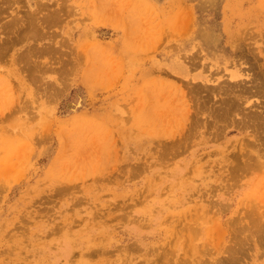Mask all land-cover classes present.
<instances>
[{
	"label": "rangeland",
	"instance_id": "obj_1",
	"mask_svg": "<svg viewBox=\"0 0 264 264\" xmlns=\"http://www.w3.org/2000/svg\"><path fill=\"white\" fill-rule=\"evenodd\" d=\"M261 74L264 0H0V264H264Z\"/></svg>",
	"mask_w": 264,
	"mask_h": 264
},
{
	"label": "bare ground",
	"instance_id": "obj_2",
	"mask_svg": "<svg viewBox=\"0 0 264 264\" xmlns=\"http://www.w3.org/2000/svg\"><path fill=\"white\" fill-rule=\"evenodd\" d=\"M204 2V1H203ZM202 2V3H203ZM40 3H41V1H40ZM205 3V2H204ZM39 4V3H38ZM42 4V3H41ZM40 4V5H41ZM56 4V3H55ZM134 4V3H133ZM197 4H200V2L198 1V3ZM208 4V3H207ZM43 5V4H42ZM49 5V4H48ZM53 5V4H52ZM38 6V5H37ZM44 6V5H43ZM46 6V5H45ZM134 6V5H133ZM206 5L205 4H203V7H205ZM214 6V5H213ZM48 7V6H47ZM199 7H200V5H199ZM50 8V7H49ZM139 8V7H138ZM203 9V8H202ZM51 10V9H50ZM56 10V9H55ZM46 11V10H45ZM46 12H50V11H46ZM52 12H53V10H52ZM57 12V11H56ZM39 14V13H38ZM56 14V13H55ZM30 15V14H29ZM46 16V15H45ZM40 17V16H39ZM57 17V16H56ZM36 20V19H35ZM41 20V19H40ZM43 21H44V19H43ZM46 21V20H45ZM59 21H57V23H58ZM46 24V23H45ZM28 25V24H27ZM55 25V24H54ZM58 25V24H57ZM25 27V26H24ZM28 26H26V28H27ZM41 27H42V25H41ZM20 30H22V29H20ZM27 30V29H26ZM33 30V29H32ZM37 30H38V28H37ZM28 31H30L29 29H28ZM31 32H35V31H31ZM26 33V32H25ZM29 33V32H28ZM40 34V33H39ZM229 37H230V41H232L233 43L234 42H236V41H234V40H236V36L235 35H233V33H229ZM34 37V36H33ZM200 37H201V35H200ZM201 42L204 44V48H205V50L207 51V56H208V58H211V60L214 62V64H216L217 66H221V64H225L226 66H227V64H229L230 63V61L231 60H229V59H227L226 61H224V62H221V48L220 49H218V46H217V44L216 43H214V41H213V39L211 38V37H209V36H206V37H201ZM231 44V43H230ZM230 44L228 43V44H226L227 45V47H229V48H231V46H230ZM240 47V46H239ZM241 48V47H240ZM203 49V48H202ZM220 50V51H219ZM238 50H239V48H238ZM32 51V50H31ZM203 51H204V49H203ZM226 53V52H225ZM224 53V54H225ZM233 50H232V48H231V57L233 58ZM238 55V54H237ZM231 58V59H232ZM236 58V57H235ZM178 62V61H177ZM176 64H179V66H178V68L176 69V68H174L175 69V72L176 73H178V74H181V75H184L185 77H187V76H189V74H188V71H187V69L183 66V64H182V62H178V63H176ZM232 67V66H231ZM238 67V66H237ZM252 67V66H251ZM250 68V67H249ZM238 70V69H237ZM247 70H250V69H247ZM246 71V70H245ZM255 71V70H254ZM240 72H241V69H240ZM236 73H237V71H236ZM239 73V72H238ZM257 73V72H256ZM213 74V73H212ZM260 74V73H259ZM237 75V74H236ZM262 75V74H261ZM264 75V74H263ZM263 75H262V77H263ZM211 76V75H210ZM229 76V75H228ZM244 76H246V75H244ZM257 76V75H256ZM208 77V76H207ZM215 77V76H214ZM243 77V76H242ZM254 77V76H253ZM258 77H261V76H258ZM257 77V78H258ZM232 78H233V76H232ZM239 78V77H238ZM195 79H197L196 77H195ZM194 79V80H195ZM263 80H264V77L262 78ZM249 81L250 80H252V79H248ZM254 80V79H253ZM190 81V80H189ZM188 81V82H189ZM236 80H234V82H233V84L232 83H230V84H228V86H227V84L226 83H224V84H220L219 85V87H221V88H219V87H217V89H221V101L222 102H224V101H226V100H228V98L231 96H229V94L232 92V91H235L236 93H238L239 92V94L237 95L236 93H235V95H234V97H240V99L241 100H232L231 101V103L232 104H234V106L232 105V104H229V105H232V110L234 109V108H239L237 105H239V106H241V104H242V102L241 101H243V99H242V96H244V101L245 100H247V97H246V95L247 96H249L250 94H253V92H255V94L257 93V94H259V93H261L262 91H263V93L262 94H264V89H263V86H260L259 84H255V86H244V85H242L243 84V82H242V84H240V82L241 81H239V82H235ZM242 81H244V80H242ZM249 81H247L248 83H249ZM256 81V80H255ZM191 82V81H190ZM189 82V83H190ZM246 82V80L244 81V83ZM257 82H258V80H257ZM260 82V81H259ZM219 83V82H218ZM254 83V82H253ZM261 83V82H260ZM193 84V83H192ZM226 84V85H225ZM264 84V83H263ZM262 84V85H263ZM229 85H232L233 87H236V88H234L233 90H228L230 87H229ZM249 85H250V83H249ZM205 87H206V85H204ZM210 86V85H209ZM231 86V87H232ZM203 87V86H202ZM226 87H229V88H227L226 89ZM252 87V88H251ZM199 89V88H198ZM197 89V90H198ZM207 89H208V87H207ZM254 89H257V90H255L254 91ZM200 91V90H199ZM216 91V90H215ZM227 92H230L229 94L227 93ZM252 92V93H251ZM196 93V92H195ZM202 93V92H201ZM212 93H214V92H212ZM225 94V95H222V94ZM208 94H209V92H208ZM220 95V94H219ZM194 96V95H193ZM196 96V95H195ZM213 97V96H212ZM248 98H250V96L248 97ZM214 99V98H213ZM235 99V98H234ZM206 100V99H205ZM202 101V100H201ZM215 101V100H214ZM229 101V100H228ZM238 101V102H237ZM208 102V101H207ZM206 102V103H207ZM220 102V101H219ZM222 102H221V104H222ZM185 103V102H184ZM195 103H196V101H195ZM226 103V102H225ZM208 104V103H207ZM227 104H228V102H227ZM244 105H247L248 104V102L245 104V103H243ZM242 104V105H243ZM203 105H204V103H203ZM213 105H214V103H213ZM218 105H220V103L218 104ZM243 105V106H244ZM186 106V105H185ZM209 106V105H208ZM217 106V105H216ZM221 106V105H220ZM243 106H241V107H243ZM183 107H184V104H183ZM217 107H219V106H217ZM216 107V108H217ZM240 107V108H241ZM245 107V106H244ZM216 108H215V111H216ZM220 108V110L222 109L223 110V107L221 108V107H219ZM226 108V107H225ZM224 108V109H225ZM240 108H239V110H240ZM201 109V108H200ZM248 109V108H247ZM184 110H185V107H184ZM183 110V111H184ZM211 110H213L212 108H211ZM219 109L217 108V111H218ZM221 110V111H222ZM226 110V109H225ZM225 110H223L222 112H224ZM228 110H230V109H227V111ZM236 110V109H235ZM235 110H233V111H235ZM264 110V109H263ZM187 111V110H186ZM185 111V112H186ZM202 111V110H201ZM205 111V110H204ZM203 111V112H204ZM210 111V110H209ZM216 111V112H217ZM231 111V110H230ZM237 111V110H236ZM243 111V110H242ZM245 111H246V109H245ZM248 111V110H247ZM189 113H191L190 111H188ZM198 112V111H197ZM219 112L220 111H218L217 113H218V116H216V115H214L215 117H220L219 115ZM232 112V111H231ZM230 112V113H231ZM238 112V111H237ZM244 112V111H243ZM254 112V111H253ZM255 112H257L258 113V111H255ZM262 112V111H261ZM261 112H259V113H261ZM215 113V112H214ZM227 113H229V112H227ZM250 113V111L248 112V113H244V114H246V115H244L245 117L242 119L243 120V123H245L246 122V124L247 123H250L252 120H251V117H252V115H250L249 114ZM263 113H264V111H263ZM187 114V113H186ZM240 114V113H239ZM190 115V114H189ZM192 115H194V114H192ZM200 115V114H199ZM203 115V114H202ZM222 115V114H221ZM229 115H235V114H229ZM228 114H227V116H229ZM242 115V114H241ZM223 116V115H222ZM221 116V117H222ZM253 116H255V114L253 115ZM257 116V115H256ZM256 116H255V119H256ZM260 116V115H259ZM190 117V116H189ZM213 117V116H212ZM232 117V116H231ZM258 117V116H257ZM263 117V116H262ZM208 118V117H207ZM253 118V117H252ZM259 119H261V116L260 117H258ZM220 119L221 118H219V121L218 122H220ZM255 119L252 121L253 123L255 122ZM264 119V118H263ZM227 120L229 121V119L227 118ZM231 120V119H230ZM256 120H258V119H256ZM213 121V120H212ZM216 121V120H215ZM218 122H216V123H218ZM232 122V121H231ZM242 122V121H241ZM251 122V123H252ZM242 123V124H243ZM228 124V123H227ZM232 124V123H231ZM201 125H203V124H201ZM224 125V124H223ZM223 125H222V127H223ZM260 125V124H259ZM220 126V125H219ZM218 126V127H219ZM228 126V125H227ZM242 126H244V125H242ZM250 126H252V125H250ZM200 128V127H199ZM219 128H221V127H219ZM225 128V127H224ZM239 129V128H238ZM259 129H257V131H258ZM256 131V130H255ZM252 132H254V131H252ZM262 132V131H261ZM219 133V132H218ZM257 134H259V133H257ZM262 133H260L259 135H261ZM263 135V134H262ZM217 136H219V135H217ZM258 136V135H257ZM262 137H264V136H262ZM261 136H260V138H262ZM246 141V140H245ZM248 141V140H247ZM249 143H250V141H249ZM246 144V143H245ZM249 145V144H248ZM258 145H260V144H258ZM262 146V145H261ZM252 147V146H251ZM239 148V147H238ZM240 149V148H239ZM249 149V148H248ZM260 149V148H259ZM250 150V149H249ZM261 150V149H260ZM255 151V150H254ZM263 151V150H262ZM261 151V152H262ZM245 152V151H244ZM259 152V151H258ZM240 153H241V151H240ZM247 153H248V150H247ZM246 153V154H247ZM251 153V152H250ZM253 153V152H252ZM264 153V152H263ZM262 153V154H263ZM238 153H236V155H237ZM242 154V153H241ZM244 154V153H243ZM242 154V155H243ZM254 154H257V153H254ZM259 154V153H258ZM261 154V153H260ZM239 155V154H238ZM241 155V156H242ZM253 155V154H252ZM243 157V156H242ZM246 157V156H245ZM244 157V158H245ZM254 157V156H253ZM247 158V157H246ZM250 158V157H249ZM251 159H252V156H251ZM250 159V160H251ZM253 159H255V158H253ZM245 160V159H244ZM256 160V159H255ZM247 161V160H246ZM246 161H244V162H246ZM258 161V160H257ZM242 162H243V160H242ZM241 162V163H242ZM251 162V161H250ZM262 164V163H261ZM264 164V163H263ZM240 171V170H239ZM243 174V173H242ZM264 184V183H263ZM260 187H261V185H260ZM263 187V186H262ZM260 189V188H259ZM262 194V193H261ZM263 195V194H262ZM256 201V200H255ZM253 203V202H252ZM256 203V202H255ZM262 203H264V202H262ZM256 205V204H255ZM262 206H264V204L262 205ZM261 205H260V207H262ZM251 208H252V206H251ZM254 212H255V210H254ZM262 212V211H261ZM248 214H250V213H248ZM223 231V230H222ZM140 236V235H139ZM236 236V235H235ZM237 237V236H236ZM249 237V236H248ZM244 239V238H243ZM242 239V240H243ZM241 240V239H240ZM245 242V241H244ZM252 242V241H251ZM257 243H259V241L257 242ZM246 244V243H245ZM241 246V245H240ZM245 245H243V247H244ZM242 248V247H241ZM247 248H248V246H247ZM229 252V251H228ZM99 261V260H98ZM221 264H222V262H221Z\"/></svg>",
	"mask_w": 264,
	"mask_h": 264
},
{
	"label": "crops",
	"instance_id": "obj_3",
	"mask_svg": "<svg viewBox=\"0 0 264 264\" xmlns=\"http://www.w3.org/2000/svg\"><path fill=\"white\" fill-rule=\"evenodd\" d=\"M229 17H231V16L228 15L226 17V15L221 14V62H224L227 59L232 60L231 59L232 58L231 57V48L227 47V45H226V42L229 40V37H228L227 33L225 32L224 27H225V25H228V26L231 25V27H232L234 25V22H236L237 19H236V17L235 18H229ZM222 19H224V23L222 22ZM228 19H231V23ZM190 44H191V39L185 43V47H184L185 54H187L189 56L195 54L198 51V48L193 50V48H192V46H190ZM186 50H188V51L186 52ZM180 54H182V53H180ZM180 54H176L174 56H168V58H176L177 56L179 57ZM202 63L203 62L201 61V64ZM204 63H205V68L202 67L203 65L200 66L198 69L190 68V75L191 76H197V77L199 75L210 76V75H213L212 73H215L216 71H219V69H221V75H224L223 79H225L227 77V74H228L227 71L225 70V67H227L229 70H231V67H230L231 65L227 64V66H226L224 63L221 64V68H219V69H217L216 65L211 68L210 66L211 65L213 66V61L211 60V58L206 59V61Z\"/></svg>",
	"mask_w": 264,
	"mask_h": 264
}]
</instances>
